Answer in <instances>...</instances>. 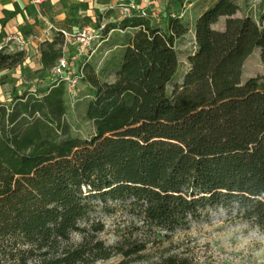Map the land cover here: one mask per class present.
Returning a JSON list of instances; mask_svg holds the SVG:
<instances>
[{"label":"trees","instance_id":"obj_1","mask_svg":"<svg viewBox=\"0 0 264 264\" xmlns=\"http://www.w3.org/2000/svg\"><path fill=\"white\" fill-rule=\"evenodd\" d=\"M237 10L236 0L205 7L183 69L176 42L191 29L180 15L162 25L135 14L108 22L104 42L81 62L75 104L64 82L0 102V264L108 258L89 216L115 204L166 234L217 208L264 232V72L243 77L254 51L264 64V6L256 19L233 17ZM220 17L223 29L212 28ZM110 30L123 34L112 43L118 53L98 68ZM61 37L41 44L44 70L61 56ZM23 60V51L0 50V70ZM72 108L90 124L87 135L71 127Z\"/></svg>","mask_w":264,"mask_h":264},{"label":"rangeland","instance_id":"obj_2","mask_svg":"<svg viewBox=\"0 0 264 264\" xmlns=\"http://www.w3.org/2000/svg\"><path fill=\"white\" fill-rule=\"evenodd\" d=\"M152 22L160 24L155 20ZM215 29L219 30V21L216 22ZM122 35L114 31L109 41L103 44L101 52L94 57L98 68L114 62L119 48L113 44L120 43ZM12 46L16 49L19 47L17 43ZM189 47L191 44H187L183 50L179 47L178 50L182 69ZM3 49L9 52L6 47ZM33 62L36 64L37 60ZM17 70L18 66L8 70V76H16ZM243 71L244 78L264 72V64L257 50L245 61ZM48 85L47 70L42 68H36L34 75L21 76L14 84L9 85L3 75H0V102L9 107L14 96L23 92L41 95ZM82 92L83 87L79 86L77 96L71 98V104L76 103ZM81 114V108H72L68 113V120L73 129L87 135L90 124L82 119ZM111 209L103 211L98 207L89 216V221L97 222L102 227L99 232L90 231L89 235L92 241H100L109 250V256L88 264H153L169 256L185 259L189 264H264V232L236 217L233 212L227 213L221 208L208 210L186 229L166 234L146 227L139 216L129 212L127 208L115 204ZM80 241V235H72V243L78 244ZM128 246L142 248L135 254L125 255L124 252L130 249Z\"/></svg>","mask_w":264,"mask_h":264},{"label":"crops","instance_id":"obj_3","mask_svg":"<svg viewBox=\"0 0 264 264\" xmlns=\"http://www.w3.org/2000/svg\"><path fill=\"white\" fill-rule=\"evenodd\" d=\"M211 1L213 0H0V46L5 44L8 36H14L23 43L21 51L24 52V60L17 65L16 76H8L7 72L10 69L0 70V75H3L7 85L14 84L21 76L34 75L36 68H42L40 46L43 42L52 41L60 31L73 33L83 25L96 27L120 20L115 7L119 2L138 3L145 8L147 13L157 14L158 18L155 21L161 25L167 14L180 15L191 29L176 42L177 50L179 47L183 50L187 44H191L192 27L196 17ZM236 3L238 10L233 17L250 15L256 19L264 6V0H236ZM151 20L154 21V19ZM218 21L219 30H222L225 17H220ZM215 24L212 28H215ZM114 31L117 30H110L107 37ZM61 40L63 44V37ZM15 43V41H10L8 45L15 48L12 46ZM190 50L191 47L187 49V51ZM35 59L36 64L33 62ZM48 71L49 69H47V77L51 83Z\"/></svg>","mask_w":264,"mask_h":264},{"label":"built area","instance_id":"obj_4","mask_svg":"<svg viewBox=\"0 0 264 264\" xmlns=\"http://www.w3.org/2000/svg\"><path fill=\"white\" fill-rule=\"evenodd\" d=\"M118 10L120 19L130 15L148 16L151 19H157L155 13H147L145 8L135 2H119L115 6ZM112 8V6L110 7ZM105 24H100L96 27L88 25L81 26L76 32L67 33L60 31L63 37L61 48V56L49 68V76L51 83L64 82L69 90V93L74 97L79 90V79L82 76L81 62L84 58H90L104 42L102 30ZM9 41H15L19 46L17 49L11 48L8 45ZM6 47L9 52L23 50V43L18 37L8 36L5 44L0 46V50ZM72 48V50H68Z\"/></svg>","mask_w":264,"mask_h":264}]
</instances>
